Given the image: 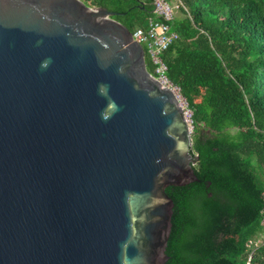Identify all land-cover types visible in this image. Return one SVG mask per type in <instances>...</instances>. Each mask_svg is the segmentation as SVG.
<instances>
[{
    "label": "water",
    "instance_id": "obj_1",
    "mask_svg": "<svg viewBox=\"0 0 264 264\" xmlns=\"http://www.w3.org/2000/svg\"><path fill=\"white\" fill-rule=\"evenodd\" d=\"M116 14L0 0V264L169 259L165 190L198 182V156Z\"/></svg>",
    "mask_w": 264,
    "mask_h": 264
},
{
    "label": "trees",
    "instance_id": "obj_2",
    "mask_svg": "<svg viewBox=\"0 0 264 264\" xmlns=\"http://www.w3.org/2000/svg\"><path fill=\"white\" fill-rule=\"evenodd\" d=\"M166 1L178 6V38L163 58L193 112L198 182L165 190V264H264V0ZM87 5L117 13L132 33L153 15L150 0Z\"/></svg>",
    "mask_w": 264,
    "mask_h": 264
},
{
    "label": "built area",
    "instance_id": "obj_3",
    "mask_svg": "<svg viewBox=\"0 0 264 264\" xmlns=\"http://www.w3.org/2000/svg\"><path fill=\"white\" fill-rule=\"evenodd\" d=\"M150 3L153 15L145 20V27H139L132 33L133 40L142 45L145 58L147 56L151 64V75L155 81L174 94L189 133L193 137V112L182 96L180 87L169 79L168 66L163 58L164 53L178 38L170 27V22L173 20L175 9L178 6L171 5L166 0H150Z\"/></svg>",
    "mask_w": 264,
    "mask_h": 264
},
{
    "label": "rangeland",
    "instance_id": "obj_4",
    "mask_svg": "<svg viewBox=\"0 0 264 264\" xmlns=\"http://www.w3.org/2000/svg\"><path fill=\"white\" fill-rule=\"evenodd\" d=\"M82 1H83L84 3H86V4L88 3V0H82ZM143 25H146V22H144ZM144 27H145V26H144ZM147 58H148V57H147ZM150 73H151V72H150ZM263 238H264V237L261 236L259 239H260V240H263Z\"/></svg>",
    "mask_w": 264,
    "mask_h": 264
}]
</instances>
